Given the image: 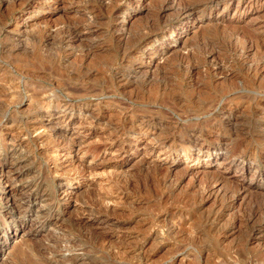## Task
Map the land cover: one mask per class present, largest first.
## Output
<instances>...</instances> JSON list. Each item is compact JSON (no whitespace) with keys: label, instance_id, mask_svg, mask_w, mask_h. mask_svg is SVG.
<instances>
[{"label":"rangeland","instance_id":"374dc122","mask_svg":"<svg viewBox=\"0 0 264 264\" xmlns=\"http://www.w3.org/2000/svg\"><path fill=\"white\" fill-rule=\"evenodd\" d=\"M0 264H264V0H0Z\"/></svg>","mask_w":264,"mask_h":264},{"label":"bare ground","instance_id":"6f19581e","mask_svg":"<svg viewBox=\"0 0 264 264\" xmlns=\"http://www.w3.org/2000/svg\"><path fill=\"white\" fill-rule=\"evenodd\" d=\"M56 1V0H55ZM212 1V0H211ZM42 3V2H41ZM41 3H40V5H41ZM191 9V8H190ZM189 10V9H188ZM187 11V10H186ZM36 24V23H35ZM213 30V29H212ZM204 32V31H203ZM80 34V33H79ZM72 37V36H71ZM76 37H78V36H76ZM249 38V37H248ZM205 39V38H204ZM209 39V38H208ZM253 39V38H252ZM209 41V40H208ZM249 41V40H248ZM216 42V41H215ZM244 45V44H243ZM184 46V45H183ZM245 46V45H244ZM255 46V45H254ZM189 47V46H188ZM211 47V46H210ZM184 48V47H183ZM213 48L211 47V50H212ZM190 50H192V48L190 49ZM208 50V49H207ZM243 50V49H242ZM203 51V50H202ZM214 51V50H213ZM202 53V52H201ZM215 53V52H214ZM208 54V53H207ZM240 54V53H239ZM173 55H174V53H173ZM205 57V56H204ZM179 59V58H178ZM251 70H253L254 71V69L252 68ZM255 72V71H254ZM203 73V72H202ZM186 75V74H185ZM220 75V74H219ZM224 75V74H223ZM189 79V78H188ZM195 79V78H194ZM191 86V85H190ZM195 86V85H194ZM216 86V85H215ZM241 86V85H240ZM223 87V86H222ZM209 88V87H208ZM229 88H230V85H229ZM222 89V88H221ZM227 89V88H226ZM199 90V89H198ZM218 90V89H217ZM217 90H216V92H217ZM220 90V89H219ZM218 90V91H219ZM223 90V89H222ZM230 90V89H229ZM192 91V90H191ZM202 92V91H201ZM230 92V91H229ZM235 92V91H234ZM202 94V93H201ZM233 94V93H232ZM235 94V93H234ZM238 94V93H237ZM218 95H219V93H218ZM229 95V94H228ZM220 96V95H219ZM227 96V95H226ZM224 97V98H227V97ZM230 97V96H229ZM218 98H220V97H218ZM235 98V97H234ZM224 100V99H223ZM220 110V109H219ZM232 112V111H231ZM80 113V112H79ZM82 114V113H81ZM208 115V114H207ZM228 115V114H227ZM92 117V116H91ZM67 118V117H66ZM63 119V118H62ZM89 119H91V118H89ZM69 119H63V121L65 122V125L66 124H68V121ZM83 120H85V119H83ZM92 120V119H91ZM94 121V120H93ZM90 122V121H89ZM89 122H87V123H89ZM86 124V123H85ZM78 125V124H77ZM81 125V124H80ZM92 125H93V123H92ZM98 125V124H97ZM75 126V125H74ZM82 127H83V125H82ZM89 127V126H88ZM184 127V126H183ZM261 127V126H260ZM103 128V127H102ZM75 130V129H74ZM79 132H80V130H79ZM145 134V133H144ZM148 134V133H147ZM143 135V134H142ZM152 137V136H151ZM76 138V137H75ZM58 139V138H57ZM71 139V138H70ZM73 139V138H72ZM141 139V138H140ZM151 139V138H150ZM139 141V140H138ZM152 141V140H151ZM70 142V141H69ZM71 143V142H70ZM146 143V142H145ZM155 143V142H154ZM121 144V143H120ZM150 144V143H149ZM74 145H75V143H74ZM148 145V144H147ZM151 146V145H150ZM148 147V146H147ZM193 147V146H192ZM226 147V146H225ZM124 148V147H123ZM228 148V147H227ZM154 148L153 147H150V149L148 150L149 152H151L152 150H153ZM219 149V148H218ZM165 150V149H164ZM163 150V151H164ZM226 150V149H225ZM147 151V152H148ZM154 151V150H153ZM162 151V150H161ZM172 151V150H171ZM224 151V150H223ZM162 153V152H161ZM224 154V153H223ZM229 154V153H228ZM55 155V154H54ZM163 155V154H162ZM149 156V155H148ZM226 156H228V155H226ZM159 157V156H158ZM209 157V156H208ZM172 158V157H171ZM202 158V157H201ZM173 159V158H172ZM185 160V159H184ZM235 160V159H234ZM233 160V161H234ZM196 162V161H195ZM228 162V161H227ZM231 162V161H230ZM222 163V162H221ZM205 164V163H204ZM223 164V163H222ZM226 165V164H225ZM225 170V169H224ZM89 171V170H88ZM240 171V170H239ZM243 188V187H242ZM241 189V188H240ZM240 192V191H239ZM243 192V191H242ZM247 192H251V191H247ZM245 193H246V191H245ZM248 194V193H247ZM251 194V193H250ZM249 194V195H250ZM246 195V194H245ZM252 196V195H251ZM242 197H243V194H242ZM80 210V209H79ZM101 211H103V210H101ZM87 212V211H86ZM91 212V211H90ZM104 212V211H103ZM88 213V212H87ZM105 213V212H104ZM79 218V217H78ZM72 220V219H71ZM73 222V221H72ZM78 225V224H77ZM76 225V226H77ZM81 226V225H80ZM92 231V230H91ZM89 233V232H88ZM91 235V234H90ZM88 237V236H87ZM93 238V237H92ZM92 238H91V240H92ZM94 240V239H93Z\"/></svg>","mask_w":264,"mask_h":264}]
</instances>
